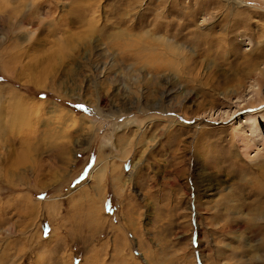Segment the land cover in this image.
<instances>
[{"label":"rangeland","instance_id":"obj_1","mask_svg":"<svg viewBox=\"0 0 264 264\" xmlns=\"http://www.w3.org/2000/svg\"><path fill=\"white\" fill-rule=\"evenodd\" d=\"M257 112L264 0H0V264H264Z\"/></svg>","mask_w":264,"mask_h":264},{"label":"bare ground","instance_id":"obj_2","mask_svg":"<svg viewBox=\"0 0 264 264\" xmlns=\"http://www.w3.org/2000/svg\"><path fill=\"white\" fill-rule=\"evenodd\" d=\"M219 84H221V83H219ZM251 113H249L248 116H247V119H248L247 122H244V123H247L248 125L245 128H243V126H239L238 128L235 129V135L239 138L238 140H240L241 142H243V151L241 150L240 152L242 154L245 153L246 155H250L251 154V152H249V151L252 149V147H256L257 145L262 146V147L264 146V135L262 136L259 133L260 120H259L258 112L257 113H253V114H251ZM97 170H98V167L93 172H96ZM257 174L258 175H261L262 176V179L264 181V169L262 168L261 171H259ZM258 187H259V189L256 191V194L255 195L253 194L254 197L256 196L255 201H260L261 198H263L262 197L263 196L262 191L264 190V187H263L262 183L259 184L257 182V188ZM207 194H208L209 197L213 196L214 195V189L212 187H207Z\"/></svg>","mask_w":264,"mask_h":264}]
</instances>
